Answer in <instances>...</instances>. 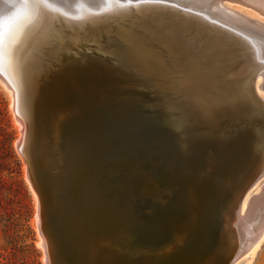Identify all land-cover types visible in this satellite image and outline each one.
Instances as JSON below:
<instances>
[{"label": "bare ground", "instance_id": "bare-ground-1", "mask_svg": "<svg viewBox=\"0 0 264 264\" xmlns=\"http://www.w3.org/2000/svg\"><path fill=\"white\" fill-rule=\"evenodd\" d=\"M54 2L76 14L78 0ZM15 10L0 0L4 17ZM154 34L189 57L195 103L118 58L128 36ZM11 69L48 264H232L260 249L264 188L247 192L264 173V0L58 16L31 29Z\"/></svg>", "mask_w": 264, "mask_h": 264}, {"label": "rangeland", "instance_id": "rangeland-1", "mask_svg": "<svg viewBox=\"0 0 264 264\" xmlns=\"http://www.w3.org/2000/svg\"><path fill=\"white\" fill-rule=\"evenodd\" d=\"M241 7L258 15L252 10ZM1 14L3 16V12L0 13V16ZM11 72L13 73L11 62L5 60L4 64L0 66V264H46L48 262H46L48 260L46 258L47 251L43 236H41L38 212L41 195L38 193V189H35L33 180L28 174L30 166L21 143L22 133L19 132L22 123L19 120L18 112L16 113L17 104L14 100V91L9 85L15 82ZM24 103L25 100L22 97L23 111ZM13 106L15 107L13 108ZM17 124H20L19 127ZM29 152L31 155L30 150ZM259 177L247 192L248 201H255L263 192L264 173ZM37 203L39 204L37 205ZM247 257L248 255L241 257L232 264H264V242L249 262L246 260Z\"/></svg>", "mask_w": 264, "mask_h": 264}, {"label": "snow or ice", "instance_id": "snow-or-ice-1", "mask_svg": "<svg viewBox=\"0 0 264 264\" xmlns=\"http://www.w3.org/2000/svg\"><path fill=\"white\" fill-rule=\"evenodd\" d=\"M16 9L7 17L0 16V66L5 60L10 63L16 49L23 43L31 29L53 21L56 17L77 24H92L105 16H116L141 5L162 4L164 0H104L99 10L88 7L84 0H78L76 14H70L54 0H12ZM67 3V0H64ZM171 37L159 35H130L118 45V58H131L143 64L169 81L178 97L197 101L195 85L190 78V59L186 54L170 49ZM166 58L161 59L159 54ZM264 131V129H262Z\"/></svg>", "mask_w": 264, "mask_h": 264}, {"label": "water", "instance_id": "water-1", "mask_svg": "<svg viewBox=\"0 0 264 264\" xmlns=\"http://www.w3.org/2000/svg\"><path fill=\"white\" fill-rule=\"evenodd\" d=\"M220 4H228V3H232L235 4L237 2V0H217ZM240 1V0H239ZM259 173V172H258ZM258 173L256 174V176L258 175ZM255 177V176H254Z\"/></svg>", "mask_w": 264, "mask_h": 264}]
</instances>
